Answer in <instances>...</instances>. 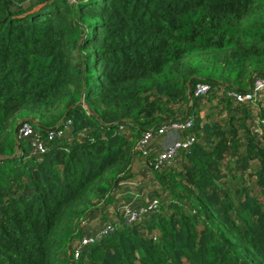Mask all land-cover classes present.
Here are the masks:
<instances>
[{
    "label": "trees",
    "instance_id": "16d2710c",
    "mask_svg": "<svg viewBox=\"0 0 264 264\" xmlns=\"http://www.w3.org/2000/svg\"><path fill=\"white\" fill-rule=\"evenodd\" d=\"M30 1L0 0V264H264V98L227 93L264 76V0ZM187 118L154 169L138 141ZM68 119L42 154L18 137ZM135 160L159 210L128 226L104 211ZM96 207L117 229L76 257Z\"/></svg>",
    "mask_w": 264,
    "mask_h": 264
},
{
    "label": "built area",
    "instance_id": "2783aa9c",
    "mask_svg": "<svg viewBox=\"0 0 264 264\" xmlns=\"http://www.w3.org/2000/svg\"><path fill=\"white\" fill-rule=\"evenodd\" d=\"M211 86L207 83H199L195 88V96L204 95ZM229 96L241 103H258L264 98V76L257 78L251 88L246 91H228ZM256 124H260V118L256 119ZM72 119H68L53 129L48 130L45 135L37 132L36 128L30 123H24L19 131L18 137L27 138L31 141L35 153L42 154L46 151V138H63L72 128ZM194 124L193 119L187 118L162 125L158 128L146 132L138 141L136 150L142 153L148 160V164L154 169H159L163 165L176 159L183 150L191 148L195 142V136H184L183 133L190 129ZM260 131V128L257 129ZM168 135H174L175 138L170 143H165L164 139ZM154 154V156H152ZM150 157H152L150 159ZM159 210V199L152 197L145 203L133 205L128 203L122 207V219L125 225H132L135 222L156 213ZM117 228L116 224H108L102 227L89 228L81 238L80 243L75 249V256L88 246L101 240L106 235L112 233Z\"/></svg>",
    "mask_w": 264,
    "mask_h": 264
},
{
    "label": "rangeland",
    "instance_id": "374dc122",
    "mask_svg": "<svg viewBox=\"0 0 264 264\" xmlns=\"http://www.w3.org/2000/svg\"><path fill=\"white\" fill-rule=\"evenodd\" d=\"M34 0H31L30 3H33ZM30 3H26L25 5H28ZM27 7V6H26ZM24 7V8H26ZM130 133V132H129ZM139 162L137 160L134 161L132 165V170L134 173L133 178H131L128 182L121 185L120 188L117 189V196L111 201V209L108 211L105 209L104 214H106L109 217V214L112 215L113 219L119 220V218L122 217V207L125 204L132 203L133 205H138L141 203H144L145 201H148L152 198V195L154 194V190L157 186H155V181H151L153 179V174L151 173V169H149L147 166H145L144 163H140L142 165L141 167L138 166ZM158 189V188H157ZM160 189V188H159ZM128 190V193L125 194V191ZM129 195V196H127ZM133 195V196H132ZM132 196V197H131ZM135 198V199H134ZM109 206V207H110ZM91 217L92 221L97 225H102L105 221L103 217V212L101 211V207H96L93 211ZM119 217V218H118ZM64 229H62L61 233ZM61 247H65V250L69 252L71 245L77 241L78 236L73 235V238L67 237L65 234H61ZM59 250L55 252L54 250H51L49 252V260L50 264H55V260H57Z\"/></svg>",
    "mask_w": 264,
    "mask_h": 264
},
{
    "label": "crops",
    "instance_id": "0c3cea01",
    "mask_svg": "<svg viewBox=\"0 0 264 264\" xmlns=\"http://www.w3.org/2000/svg\"><path fill=\"white\" fill-rule=\"evenodd\" d=\"M174 138H175L174 135H168L167 137H165L164 141H165V143L168 144V143L172 142V141L174 140ZM127 193H128V190L125 191V194H127ZM127 196H129V195H127ZM132 196H133V195H132ZM132 196H131V197H132ZM134 199H135V198H134ZM134 201H135V200L132 201V204H134ZM110 210H112V209L110 208L109 211H110Z\"/></svg>",
    "mask_w": 264,
    "mask_h": 264
},
{
    "label": "clouds",
    "instance_id": "9594fccd",
    "mask_svg": "<svg viewBox=\"0 0 264 264\" xmlns=\"http://www.w3.org/2000/svg\"><path fill=\"white\" fill-rule=\"evenodd\" d=\"M51 1H52V0H51ZM69 1L72 2V1H74V0H69ZM40 6H41V5H38V6H36L34 9H37V8L40 7ZM47 132H48V131H47ZM47 132H46V133H47ZM145 202H146V201H145ZM145 202H144V203H145ZM137 222H138V221H137ZM135 223H136V222H135ZM116 225H117V224H116ZM90 226H91V225H89V227H90ZM98 226H99V227H102V226H104V225H98ZM89 227H88V228H89ZM91 228H93V227L91 226ZM94 228H95V227H94ZM116 229H117V228H116ZM116 229H115L114 231H116ZM114 231H113V232H114ZM85 232H86V231H85ZM113 232H112V233H113ZM103 238H104V237H103ZM103 238H102V239H103ZM102 239H101V240H102ZM99 241H100V240H99ZM94 244H95V243H94ZM92 245H93V244H92Z\"/></svg>",
    "mask_w": 264,
    "mask_h": 264
}]
</instances>
